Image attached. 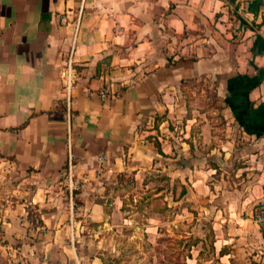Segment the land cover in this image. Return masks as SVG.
Instances as JSON below:
<instances>
[{"label": "crops", "instance_id": "crops-1", "mask_svg": "<svg viewBox=\"0 0 264 264\" xmlns=\"http://www.w3.org/2000/svg\"><path fill=\"white\" fill-rule=\"evenodd\" d=\"M207 84L244 140L214 137L215 111L188 106ZM7 168L25 186L5 197L2 230L32 237L20 246L31 264H157L170 226L191 239V264H264L252 219L264 198V0H0ZM145 193L173 196L175 216L151 210L135 236L127 202ZM28 207L42 226L29 227Z\"/></svg>", "mask_w": 264, "mask_h": 264}, {"label": "rangeland", "instance_id": "rangeland-1", "mask_svg": "<svg viewBox=\"0 0 264 264\" xmlns=\"http://www.w3.org/2000/svg\"><path fill=\"white\" fill-rule=\"evenodd\" d=\"M204 87V94L201 93L202 97L199 96L200 93L194 90V94H188L189 98H185L188 106H192L197 110H211L215 112H211L210 118H212L213 123V133L212 135L216 138H220V140H226L225 136H228L229 140L235 139L236 141L244 140L241 137L239 138V133L235 129V127L229 123L228 125L224 123L222 114H218L220 109L222 108V101L218 99L213 91V86L211 84H207ZM187 94V93H186ZM192 96V97H191ZM214 109V110H213ZM219 118V119H218ZM221 119V120H220ZM199 126V125H198ZM225 127L227 131H225ZM199 127H195V141L201 142V138L199 139L198 134L201 133ZM20 178H18L13 171L10 169L0 170V210L7 209L9 202L5 201V197L8 195H13L17 193L18 190L21 191L25 186L24 184H18ZM133 184L129 183V187ZM173 187V183L171 181L164 182L162 180H157V182L153 183L152 189H158L159 187ZM175 185V184H174ZM134 189L136 192L141 191V186L135 184L130 188ZM64 190V188H63ZM174 197L168 196L167 200L163 199V196H158V198H153L151 193H145V195H141L140 198L134 202L132 200L128 201L127 209L130 211V214L134 217V224L138 227L133 229V233L135 236H140V227L143 222H145V217L149 215L151 210H159L161 213L160 216H163L165 221L174 220L175 209L173 207H167V203H170ZM29 211L26 216V220L29 222V227H40L42 226V220L37 211H34V208L28 207ZM10 222L9 218L0 220V264H31V261L28 259L29 256L26 252H23L20 249L21 242L23 240L30 241V235L27 233L22 234V238H15L14 234H10L9 237L3 233L2 227H7V223ZM11 223V222H10ZM168 231L165 230V227L159 231L160 235L156 241V245L154 246V251L157 257V264H191L189 259H186L187 247H189L191 239H179L176 236V228L170 226ZM158 233V234H159ZM108 255V251L105 252ZM190 255V254H189ZM35 264H42V260L38 257H35ZM193 264H203L201 262H196Z\"/></svg>", "mask_w": 264, "mask_h": 264}, {"label": "built area", "instance_id": "built-area-1", "mask_svg": "<svg viewBox=\"0 0 264 264\" xmlns=\"http://www.w3.org/2000/svg\"><path fill=\"white\" fill-rule=\"evenodd\" d=\"M78 28V23H76L75 30ZM67 69L64 75V84L63 89L65 91V106L67 111H70L72 106L76 103V101L71 96V91L74 85V78H73V71L71 69V55L68 58L67 61ZM106 92L103 90L100 92L101 96H105ZM105 156L101 155L97 158V164L99 165L98 171H101L102 163L104 162ZM71 168V165L69 166V170ZM252 219L255 222V224L258 226L261 234L263 235V254H264V198H261L257 200L253 204L252 208Z\"/></svg>", "mask_w": 264, "mask_h": 264}, {"label": "trees", "instance_id": "trees-1", "mask_svg": "<svg viewBox=\"0 0 264 264\" xmlns=\"http://www.w3.org/2000/svg\"><path fill=\"white\" fill-rule=\"evenodd\" d=\"M246 25V24H245Z\"/></svg>", "mask_w": 264, "mask_h": 264}]
</instances>
